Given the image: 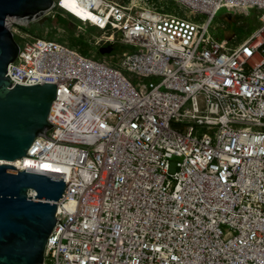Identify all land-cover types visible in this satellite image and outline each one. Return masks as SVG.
Listing matches in <instances>:
<instances>
[{
  "label": "built area",
  "instance_id": "built-area-1",
  "mask_svg": "<svg viewBox=\"0 0 264 264\" xmlns=\"http://www.w3.org/2000/svg\"><path fill=\"white\" fill-rule=\"evenodd\" d=\"M74 1L90 16L69 0L43 16L129 48L112 65L14 23L13 86H58L53 127L16 166L67 184L44 264H264V0H174L201 22L138 0ZM254 7L262 25L244 41L211 34L219 10Z\"/></svg>",
  "mask_w": 264,
  "mask_h": 264
},
{
  "label": "water",
  "instance_id": "water-1",
  "mask_svg": "<svg viewBox=\"0 0 264 264\" xmlns=\"http://www.w3.org/2000/svg\"><path fill=\"white\" fill-rule=\"evenodd\" d=\"M53 5L54 0H0V264H44L57 202L67 187L60 176L1 162L26 156L36 137L53 127L49 114L57 84L13 86L8 75L20 51L14 23L43 25L49 20L44 12ZM105 49L110 53L114 45L101 53Z\"/></svg>",
  "mask_w": 264,
  "mask_h": 264
},
{
  "label": "rangeland",
  "instance_id": "rangeland-1",
  "mask_svg": "<svg viewBox=\"0 0 264 264\" xmlns=\"http://www.w3.org/2000/svg\"><path fill=\"white\" fill-rule=\"evenodd\" d=\"M121 3H128L130 0H116ZM140 5L145 7L148 4L158 7V9L165 12L174 13L182 17L195 16L196 20L204 21L205 15H194L188 8L182 7L178 2L174 0H149L148 2L138 0ZM263 13L257 7L241 9L237 8L230 11L226 8L219 10L213 23L210 27V32L217 37L224 45L234 47L240 42L244 41L256 32L261 27L260 15ZM65 22L55 24L51 21H47L44 27H37V24L29 23L27 25L28 30L35 36L45 38H56L70 47L79 50L82 54L88 55L96 60L104 61L112 65H118L121 61L122 54L129 47L123 43L119 38V42L114 46L112 52L107 53L106 49L101 53V49L108 47L109 43L98 44L99 38L103 35V32L95 26L87 24V26L79 27L81 23L77 18L67 14ZM33 24V25H32ZM41 25V26H43ZM20 44H23L21 38L16 37ZM129 78L133 82L139 80L148 82L151 79L142 78L134 74L126 72ZM199 132L208 131L206 126L199 127ZM177 160V158L175 159Z\"/></svg>",
  "mask_w": 264,
  "mask_h": 264
},
{
  "label": "bare ground",
  "instance_id": "bare-ground-1",
  "mask_svg": "<svg viewBox=\"0 0 264 264\" xmlns=\"http://www.w3.org/2000/svg\"><path fill=\"white\" fill-rule=\"evenodd\" d=\"M72 2V6L71 8L80 16V17H83V18H87L90 16V11L88 9H86V7H84V3H80V2H77V1H74V0H69ZM21 158H17L15 159L14 161H11V160H1L2 163H8V164H12L14 165V167H16L18 164H19V160Z\"/></svg>",
  "mask_w": 264,
  "mask_h": 264
},
{
  "label": "trees",
  "instance_id": "trees-1",
  "mask_svg": "<svg viewBox=\"0 0 264 264\" xmlns=\"http://www.w3.org/2000/svg\"><path fill=\"white\" fill-rule=\"evenodd\" d=\"M49 21H51V22H53V23H55V24H59V23H61V22H65V18L62 16V15H57L54 19H49ZM33 24H35V23H33ZM32 24V25H33ZM46 24V23H45ZM37 27L39 26V27H44L45 25H43V26H41L40 24H37L36 25ZM20 27L22 28V29H24L25 31H28L29 32V30H28V27L27 26H25V25H20Z\"/></svg>",
  "mask_w": 264,
  "mask_h": 264
},
{
  "label": "flooded vegetation",
  "instance_id": "flooded-vegetation-1",
  "mask_svg": "<svg viewBox=\"0 0 264 264\" xmlns=\"http://www.w3.org/2000/svg\"><path fill=\"white\" fill-rule=\"evenodd\" d=\"M111 45V44H110ZM115 46V45H114Z\"/></svg>",
  "mask_w": 264,
  "mask_h": 264
}]
</instances>
